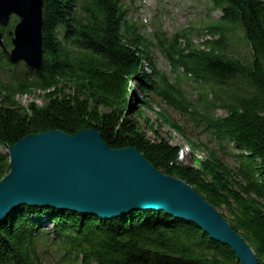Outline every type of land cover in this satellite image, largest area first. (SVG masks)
<instances>
[{
	"label": "trees",
	"instance_id": "obj_1",
	"mask_svg": "<svg viewBox=\"0 0 264 264\" xmlns=\"http://www.w3.org/2000/svg\"><path fill=\"white\" fill-rule=\"evenodd\" d=\"M210 11L222 15L204 27L209 38L200 46L188 30L160 40L172 80L156 67L153 41L128 20L120 0H45V66L26 72L0 56V73L11 75L8 82L0 78V182L10 172L8 150L26 136L96 129L110 148H136L158 171L190 185L264 264V0H210ZM238 33L250 47L248 62L230 55ZM183 81L195 86L197 97ZM37 92L42 107L17 100ZM154 96L201 128L217 149L200 158L195 152L209 147L188 138L193 165L182 163V148L159 132L167 126L184 136L185 127L166 112L156 111L152 122L146 110H154ZM228 144L239 152L235 168L218 155ZM44 221L52 225L50 240ZM0 264L239 262L229 247L163 212L105 220L22 207L0 226Z\"/></svg>",
	"mask_w": 264,
	"mask_h": 264
},
{
	"label": "water",
	"instance_id": "obj_2",
	"mask_svg": "<svg viewBox=\"0 0 264 264\" xmlns=\"http://www.w3.org/2000/svg\"><path fill=\"white\" fill-rule=\"evenodd\" d=\"M20 18L9 52L12 64L44 65V0H0V27ZM9 174L0 182V226L22 207L51 208L113 220L133 212H163L191 223L229 247L239 264H259L251 246L222 214L186 182L158 171L136 148L112 149L96 129L75 135H29L8 150Z\"/></svg>",
	"mask_w": 264,
	"mask_h": 264
},
{
	"label": "rangeland",
	"instance_id": "obj_3",
	"mask_svg": "<svg viewBox=\"0 0 264 264\" xmlns=\"http://www.w3.org/2000/svg\"><path fill=\"white\" fill-rule=\"evenodd\" d=\"M207 0H149L147 5L140 10V14L136 15L137 20H140L143 27V32L145 34L152 33L153 29L151 28L153 23L160 24L163 26L164 31L172 35L176 32H180L185 29H191L194 35V44L199 46L204 40L203 37L206 36V32H202L203 28L210 21L209 18V9L206 8L204 3ZM213 16L218 18L220 16L219 13H214ZM135 18V17H134ZM144 20H147L145 22ZM13 21V19H12ZM163 31V32H164ZM199 32H202V35H199ZM230 55L233 57L242 60L243 62H248L251 59V50L247 42L243 39L241 33L235 34L232 36L230 40ZM153 59L155 65L163 72L167 73L171 76L172 80H174L175 75L172 74V68L165 59V57L156 49H153ZM24 68L25 65H21ZM21 69H24V68ZM27 71V69H24ZM4 81H9V75H0ZM182 84V82H181ZM183 86L186 88L187 93H189L192 97H197L195 86L188 81H183ZM139 96L142 95L140 91L137 92ZM154 102H151V106L154 110H146V116L152 121L155 122L157 119V112H166L169 117L175 120L179 125H184L186 134L185 138H182V135H178L174 133L172 130H169L168 127L161 128L159 132V136L167 139L174 146H178L182 148L181 152V162L185 165H193L192 162V153L188 148L186 142H188V138L192 139L197 143L205 142L206 146L209 147V150L202 149L200 151L195 152L200 158H206L208 156L211 149H217L216 142L209 143V138L203 134L201 128H194L191 124L185 121L175 110L168 107L165 103H163L159 98L155 96L152 97ZM17 100L22 105H30L37 104L42 107L45 105V100L43 99L42 93L37 92L35 95H21L17 96ZM219 115H226L223 110L218 111ZM145 126V124H143ZM146 134L149 137H153L149 130L146 129ZM227 152L224 151L219 152V157L223 159V161L229 165L231 168H235L239 165V162L236 158V155L239 154L237 150L233 148L231 144L226 145ZM1 152H6L2 150ZM46 222V221H44ZM46 231L52 228V225L49 222L45 224ZM49 235L47 236V240L52 238V233L48 231Z\"/></svg>",
	"mask_w": 264,
	"mask_h": 264
},
{
	"label": "bare ground",
	"instance_id": "obj_4",
	"mask_svg": "<svg viewBox=\"0 0 264 264\" xmlns=\"http://www.w3.org/2000/svg\"><path fill=\"white\" fill-rule=\"evenodd\" d=\"M180 160H181V154H180Z\"/></svg>",
	"mask_w": 264,
	"mask_h": 264
}]
</instances>
